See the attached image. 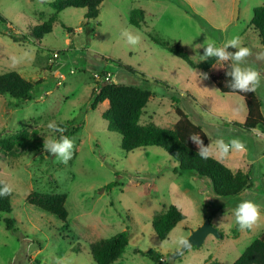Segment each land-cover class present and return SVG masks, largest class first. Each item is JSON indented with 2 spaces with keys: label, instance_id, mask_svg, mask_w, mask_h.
Listing matches in <instances>:
<instances>
[{
  "label": "rangeland",
  "instance_id": "rangeland-1",
  "mask_svg": "<svg viewBox=\"0 0 264 264\" xmlns=\"http://www.w3.org/2000/svg\"><path fill=\"white\" fill-rule=\"evenodd\" d=\"M52 1L0 0V73L13 70L34 83L30 99L0 95V139L35 130L40 144L36 150L19 148L14 157L0 151V180L12 188L11 212L2 218L15 220L13 230L0 220V264H96L90 244L123 230L128 243L114 264L232 263L264 231V126L243 128L244 98L220 92L209 79L224 64L215 62L208 78L199 79L195 72H206L160 43L178 44L197 64L193 55L203 54V48L194 52V45L209 39L222 45L238 36L250 49L244 65L261 77L254 94L264 117V44L250 24L253 8L264 0H239L236 19L235 0H102L94 19L85 18V8L68 7L57 13L51 31L39 40L28 36L55 12ZM133 9L143 11L139 26L130 23ZM125 31L139 34V43L128 45ZM106 72L118 84L150 92L140 123L171 128L179 107L207 135L209 155L247 173L249 186L237 195L219 196L208 178L174 171L178 163L160 147L123 151L121 135L108 129L102 116L108 101L90 106L96 75ZM71 119L78 129L69 137L72 157L63 163L43 143L61 135L47 128L49 122ZM220 138L238 139L246 151L220 158L215 150ZM32 191L65 194L66 221L29 203ZM241 199H251L261 209L257 221L244 230L232 214ZM171 204L185 219L160 239L151 221ZM205 215L220 237L208 234L200 246L172 257L181 248L177 239H187ZM150 251L160 259H150Z\"/></svg>",
  "mask_w": 264,
  "mask_h": 264
},
{
  "label": "trees",
  "instance_id": "trees-1",
  "mask_svg": "<svg viewBox=\"0 0 264 264\" xmlns=\"http://www.w3.org/2000/svg\"><path fill=\"white\" fill-rule=\"evenodd\" d=\"M102 0H54L50 4L55 12L43 23L35 25L28 36L40 39L44 33L50 32L57 13L68 7L85 8V18L94 19L99 13V5ZM250 24L264 44V4L253 8ZM130 23L139 26L143 20V11L133 9L130 13ZM3 21V17L0 16ZM62 26H64L62 24ZM16 41L18 38L12 36ZM159 43L157 39H153ZM162 46L170 53L181 58L191 67H196L203 72H208L211 66L217 62L215 58L206 61L193 63L186 51L176 43L163 41ZM231 51V50H230ZM228 66L225 63L223 70L218 75L210 74L209 79L222 93H236L241 95L246 104V116L241 124L245 129H252L257 126H264V117L261 112V104L254 92L240 93L232 90L227 83L225 72ZM33 82L26 80L16 71L0 73V95L8 94L13 98L22 100L31 98ZM150 92L139 87L118 84L109 79L97 81L94 89L91 90L90 106L95 108L102 101L107 100L108 106L102 112V116L108 121V129L114 130L121 135L120 147L123 151L129 152L136 148L157 146L162 148L173 160L178 163L174 171H189L197 176L206 177L210 180L213 192L219 196L231 197L240 193L250 184L247 173L237 170L232 171L221 161L209 155L202 159L197 151L196 145L189 139L192 134H197L204 146L209 148V140L201 127L192 122L188 116L179 108L175 107L178 119L173 127H160L154 123H140V115L146 106ZM74 119L59 122L58 125L65 129L63 135L68 138L78 129L74 126ZM38 136L35 130L31 132L21 131L8 138L0 139V151L9 156H16L19 148L38 149ZM0 182L5 183L3 180ZM12 193L0 197V220L2 219L5 228L14 229L15 220L12 217L3 215L11 212L10 199ZM27 200L42 210L48 211L58 219L65 222L67 210L65 207L66 196L62 193L47 194L32 191ZM209 219L210 216L205 215ZM185 219V215L174 204L169 205L163 212L152 218L151 224L154 232L160 239H165L170 230L178 222ZM128 243V232L123 230L116 234L97 240L90 244L89 252L96 264H114L115 260L124 251ZM150 259L158 261L160 256L152 251L146 254ZM162 262H165L164 260ZM213 264H220L214 262ZM230 264H264V231L255 237Z\"/></svg>",
  "mask_w": 264,
  "mask_h": 264
},
{
  "label": "clouds",
  "instance_id": "clouds-1",
  "mask_svg": "<svg viewBox=\"0 0 264 264\" xmlns=\"http://www.w3.org/2000/svg\"><path fill=\"white\" fill-rule=\"evenodd\" d=\"M128 45L135 46L139 43L141 37L139 34L125 31L122 33ZM203 48V54H194L198 62H203L209 58H215L219 64H227L228 70L225 72L228 86L240 93L255 92L260 86L261 77L259 72L251 67L245 66V58L250 55V49L242 46L238 36H233L231 39L226 40L222 45H217L215 40H207L203 44H196L193 46L195 49ZM235 49V51H228V49ZM261 58L258 56V59ZM195 71V70H194ZM195 74L199 79H207V73ZM47 128L52 133H60L58 137H50L43 143V149L50 154L58 157L61 162L67 163L73 154V141L67 136L62 135L65 129L57 125L54 121L47 124ZM189 139L196 145L199 156L202 159L209 157V148L203 145L200 136L192 134ZM215 150L220 158H224L230 152H244L246 151L245 145L238 139H231L225 142L223 138L217 139L215 142ZM12 188L7 184L0 182V197L9 195ZM260 205L251 199H241L232 209L234 222L241 230L249 229L257 221L260 215ZM176 244L178 247L187 248L191 244L188 239L180 237L177 239Z\"/></svg>",
  "mask_w": 264,
  "mask_h": 264
},
{
  "label": "water",
  "instance_id": "water-1",
  "mask_svg": "<svg viewBox=\"0 0 264 264\" xmlns=\"http://www.w3.org/2000/svg\"><path fill=\"white\" fill-rule=\"evenodd\" d=\"M238 4L239 0H235L234 2V13H233V18L236 19L238 15ZM208 234H213L215 236L220 237V233L211 225L209 219H205L204 223L199 226L197 229H194L191 231V234L187 237L189 240L191 246H200L202 241L204 240L205 236ZM190 246V247H191ZM189 248V247H187ZM187 248H180L179 251H177L175 254L172 255V257H176L179 255L181 252H183Z\"/></svg>",
  "mask_w": 264,
  "mask_h": 264
},
{
  "label": "built area",
  "instance_id": "built-area-1",
  "mask_svg": "<svg viewBox=\"0 0 264 264\" xmlns=\"http://www.w3.org/2000/svg\"><path fill=\"white\" fill-rule=\"evenodd\" d=\"M53 56H57V53L53 52ZM96 79H97V81H100V82L109 80L110 79V73L106 72L105 74H102V75H96ZM28 264H32V263L29 262Z\"/></svg>",
  "mask_w": 264,
  "mask_h": 264
},
{
  "label": "crops",
  "instance_id": "crops-1",
  "mask_svg": "<svg viewBox=\"0 0 264 264\" xmlns=\"http://www.w3.org/2000/svg\"><path fill=\"white\" fill-rule=\"evenodd\" d=\"M227 167H228V166H227ZM229 168H230V167H229ZM230 169H231L232 171H237V170H240L239 168H238V169H234V170H233L232 168H230Z\"/></svg>",
  "mask_w": 264,
  "mask_h": 264
}]
</instances>
